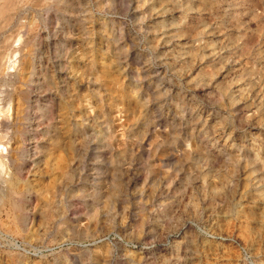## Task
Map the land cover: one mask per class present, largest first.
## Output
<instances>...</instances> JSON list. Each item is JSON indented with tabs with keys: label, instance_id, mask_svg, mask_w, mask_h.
Listing matches in <instances>:
<instances>
[{
	"label": "rangeland",
	"instance_id": "obj_1",
	"mask_svg": "<svg viewBox=\"0 0 264 264\" xmlns=\"http://www.w3.org/2000/svg\"><path fill=\"white\" fill-rule=\"evenodd\" d=\"M3 2L0 264H264V0Z\"/></svg>",
	"mask_w": 264,
	"mask_h": 264
},
{
	"label": "bare ground",
	"instance_id": "obj_2",
	"mask_svg": "<svg viewBox=\"0 0 264 264\" xmlns=\"http://www.w3.org/2000/svg\"><path fill=\"white\" fill-rule=\"evenodd\" d=\"M59 1V0H58ZM5 3V4H4ZM18 3H19V0H18ZM4 4V5H3ZM1 5V4H0ZM2 10L3 12L5 13H12V11L14 9L17 8V3H16V0H5V2L2 3ZM19 5V4H18ZM15 11V10H14ZM1 13V11H0ZM11 13L10 14H7L8 17L10 18L11 17ZM14 13V12H13ZM12 13V14H13ZM5 20H6V17H5ZM10 20V19H9ZM19 41V40H18ZM17 48V47H16ZM14 49V48H13ZM14 51V50H13ZM15 51H21L20 48L19 49H16ZM8 57V56H7ZM78 61L79 63L84 67V70L81 71L82 74L86 73V72H90V70L92 69L93 67V60L91 57L89 56H84L81 57V58H78ZM23 64V63H22ZM35 65V64H34ZM32 63H25L24 64V69H23V76L27 79V80H30L32 81L34 76H35V66H34ZM25 71V72H24ZM71 73L72 76L76 75L77 71L76 70H73V69H70L69 71ZM65 81V80H64ZM53 104L51 102V104H48V103H45V104H41L40 108L42 109V112H47L48 115H51L53 113ZM1 108V106H0ZM6 122V121H5ZM13 163V169L15 172H20L23 167H24V162H16V161H12ZM0 164H1V161H0ZM29 191V190H28Z\"/></svg>",
	"mask_w": 264,
	"mask_h": 264
}]
</instances>
